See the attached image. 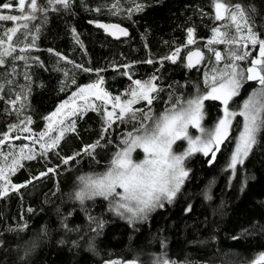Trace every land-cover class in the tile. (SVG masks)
Instances as JSON below:
<instances>
[{
    "label": "trees",
    "instance_id": "trees-1",
    "mask_svg": "<svg viewBox=\"0 0 264 264\" xmlns=\"http://www.w3.org/2000/svg\"><path fill=\"white\" fill-rule=\"evenodd\" d=\"M6 2L0 0V4ZM215 2L72 0L69 8L56 5L53 10L47 0H38L46 13L37 12V18L29 22L30 35L17 40V33L15 51L0 65V165L19 157L21 148L25 156L29 149L34 156L21 159L7 182L0 179V188L9 187L6 196L0 194V264H157V258L175 264H250L264 253V132L233 169L239 117L219 147L215 164L208 166L211 156L203 152L188 156L184 160L188 175L173 201L136 222L109 210V200L103 197L81 204L74 192L79 176L107 170L113 154L123 147L121 141L140 126L139 119H114L104 132L110 105L97 101L65 121L67 129L73 123L75 129L65 131L57 146L41 147L48 141L47 136L40 138L49 125L45 118L70 101L79 87L101 79L99 84L112 98L124 100L134 81L157 77L155 83L162 91L152 93V104L141 100L132 106L155 114L171 107L177 98L194 96L197 87L203 91L204 73L215 64L210 49L228 52L226 45H208L212 29L226 23L215 20ZM223 2L240 4L246 14L255 8L254 30L264 38V0ZM12 3L14 7L2 10L3 14L20 15L16 0ZM101 20L128 27L129 36L112 38L97 26ZM13 26L12 21H0V36ZM189 28L195 30L193 45L187 44ZM178 47L175 63L166 59ZM193 48L204 51V60L189 68L185 55ZM258 49L259 45L255 50L248 47L251 56L244 62L250 64ZM21 55L26 59H15ZM255 89V81L245 82L230 107L240 108ZM205 112L202 125L211 129L222 117L223 105L205 101ZM24 127L30 131H23ZM97 141L100 146L92 155L84 151ZM185 147L180 140L176 148L183 151ZM12 185L24 186L16 190ZM90 217L103 221V226L97 228Z\"/></svg>",
    "mask_w": 264,
    "mask_h": 264
},
{
    "label": "snow or ice",
    "instance_id": "snow-or-ice-1",
    "mask_svg": "<svg viewBox=\"0 0 264 264\" xmlns=\"http://www.w3.org/2000/svg\"><path fill=\"white\" fill-rule=\"evenodd\" d=\"M47 2L49 6L53 7V10H57L55 8L56 5L69 8L72 0H47ZM13 7L12 0L0 4V21L14 22V26L7 28L3 35L0 36V49H2L0 50V65L5 63L4 57L11 56L15 51L13 38L17 37V33H20V37H17V40L30 35L29 22L37 18V12L46 13L47 11L46 8L38 4V0H16L15 7L20 15L3 14L2 10L12 9ZM214 8L215 20L226 21V23L212 29L213 36L208 40V45H226L228 46V52L224 55L221 51H217L214 48L210 49L215 59V64L210 72L204 73L205 87L203 91H200L199 87H197L194 96L187 100L182 97L177 98L176 103L172 104L171 107H165L159 114L153 113L151 109L145 112L143 109L132 108V105L139 103L141 100L151 105L154 98L152 93L162 91V89H158L155 83L158 79L155 76L145 82L134 81L135 87L130 89L127 94L130 98L123 103H121L119 96L112 98L106 92L102 95L93 93L97 99L104 100L108 98L109 101H115L112 105L113 111L106 112L107 127L103 129L104 132H107L108 128L111 127L114 122V116L115 119H119L121 122L124 121L126 116L129 120L139 119L140 126L135 129L134 133L129 132L121 141L123 147L113 154L109 167L105 172L91 173L78 177L79 186L78 190L74 192L75 200L83 204L85 200H92L100 196L109 200V210L114 211L115 214L124 217L126 213H130L131 215L127 217L130 222L135 219H146L149 212L158 207L163 208L164 201L168 203L173 201L188 175V171L184 167V160L188 156L195 152H203L207 156L211 152L212 159H215V152L219 151V146L228 138L232 128V121L237 115L243 118V122L242 129L237 137L235 151L231 157L230 167L235 169L237 163H242L243 158L247 157L253 146L257 144L258 136L264 132V38H261L258 32L254 30L255 25L251 14L255 13L256 9L250 8L246 14V9L240 4L230 5L223 2V0H216ZM137 10H141L140 5H137ZM98 26L105 29H116L121 35L128 34L126 29L120 28L118 25L99 24ZM35 30L39 31L38 28ZM194 31L193 28L187 30V44L196 43ZM230 33L233 34L230 35ZM112 34L116 35V32ZM240 41H244L240 48H234L233 46L239 44ZM5 44H7V48H4ZM249 44H251L253 50L259 45V55L251 60L249 66L242 68L237 62L251 56V52L248 51ZM31 46V44L26 45L21 51H26ZM180 51L181 49L178 47L166 59L175 63ZM194 57L196 58L195 62H193ZM15 59L25 60L26 58L21 55L15 57ZM203 60V52L199 50L189 51L187 53L186 66L189 68L194 67L195 64ZM221 61H224L222 69L219 68ZM209 62H211V58ZM147 63H152V61L149 60ZM85 71H89V69H85ZM247 81H255L259 87L243 101L239 111L231 110L229 102L233 97L239 95L240 88ZM99 83H103V80L101 79L97 84L79 87V95L78 93H73L70 100H72L73 104L74 98L84 101V110L93 107L88 103V97L84 94L88 89L97 88ZM0 90H2V86H0ZM205 101H220L223 105V116L218 119L215 126L211 129H206L202 126V121L206 116ZM69 102V100L64 101L55 112L45 118L49 121V125L45 132L40 133L41 139L48 136V141L41 144V147L45 150L57 146L65 131H74V123L71 129H67L62 127L64 124L63 118L55 119L61 109L68 105ZM12 103L15 105V101ZM117 108H119L118 114L115 112ZM78 111L79 109L74 106L67 115H77ZM137 113L141 115L138 117ZM28 123H31L30 118ZM190 126L198 129L201 135L195 137L190 135L188 131ZM23 131L27 132L30 129L24 127ZM57 131L59 132L58 136L49 135V133ZM178 140L187 141L188 147L182 153L173 151V145ZM35 142L38 141L34 140ZM98 146H100L99 141L96 144L89 145L84 151L92 155ZM137 149L142 150L143 159H133V153ZM24 158H34L31 154V149H29V154L25 156L24 149L21 148L19 157H14L11 164H5L4 167H0V179H5L6 168L9 172H14L15 168L19 166L20 160ZM4 159L7 161L8 157L5 156ZM67 162V159H65L64 163ZM49 171L53 170L49 169ZM23 186L12 185L11 187L18 190L19 187ZM117 189L121 191H117ZM0 194L6 196L8 188H0ZM90 219L97 228L103 226V221L94 217H90ZM109 264H119V262L111 261ZM157 264H175V262L157 258ZM250 264H264V253L259 254Z\"/></svg>",
    "mask_w": 264,
    "mask_h": 264
},
{
    "label": "rangeland",
    "instance_id": "rangeland-1",
    "mask_svg": "<svg viewBox=\"0 0 264 264\" xmlns=\"http://www.w3.org/2000/svg\"><path fill=\"white\" fill-rule=\"evenodd\" d=\"M242 35H243V33H242ZM244 43V41H240V43L239 44H237V45H234L233 47L234 48H240V46L242 45ZM189 45H193V44H189ZM217 45H219V44H217ZM251 46V44H249L248 45V47H250ZM226 47H228V46H226ZM252 47V46H251ZM258 55H259V49H258ZM257 55V56H258ZM257 56H255V57H257ZM254 57V58H255ZM246 60V59H245ZM237 63H239L240 65H241V67H243L242 66V64L244 65V67H247V66H249L250 64L248 63V62H244V60L243 61H238ZM242 63V64H241ZM243 67V68H244ZM257 83V82H256ZM135 87V85L132 87V88H134ZM259 87V85L257 84V88ZM107 93V91L106 90H104V88L102 87V85L101 84H98V87L97 88H95V89H88V90H86V92H85V94L84 95H86L87 97H88V103L90 104V105H92V106H94L95 105V103L97 102V101H100V102H103L105 105L106 104H108V105H110V108L107 110L108 112L109 111H113V107H112V105H113V103L115 102L114 100H112V101H109V99L108 98H105L104 100H100V99H97L96 98V96L95 95H93V93H100L101 95L103 94V93ZM130 92V91H129ZM128 92V93H129ZM78 93V92H77ZM78 95H79V93H78ZM109 96H110V94H109ZM111 97V96H110ZM130 98V96L129 95H127L126 96V98L123 100V99H120V101H121V103H123L125 100H127V99H129ZM76 107V108H78L79 110H84V101H82V100H80V99H78V98H74V104H73V102H72V100H70V102H69V104L68 105H66L63 109H61V111H60V113L58 114V116L55 118V119H57V120H59L60 118H63L64 119V123H65V121L70 117V116H68L67 115V113L69 112V111H71L72 110V108L73 107ZM133 106V105H132ZM90 108V107H89ZM229 108L231 109V110H234V111H239L240 110V108H238V109H232L231 107H230V102H229ZM88 109V108H87ZM115 112L118 114L119 113V108H117L116 110H115ZM223 116V115H222ZM240 118V120H239V129H240V131H241V129H242V122H243V118L241 117V116H239V115H237L234 119H233V121H232V128H233V126L235 125V121H236V119L237 118ZM113 119H115V116H114V118ZM237 124V123H236ZM54 126H56V125H54ZM203 126V125H202ZM62 127H64V128H66L67 127V125L66 124H63L62 125ZM231 128V129H232ZM189 134L190 135H192L193 137H195V136H198V135H201L200 134V132H199V130L198 129H195V128H192L191 126L189 127ZM230 132H231V130H230ZM229 132V133H230ZM240 133V132H239ZM49 135H51V136H58L59 135V132L57 131V132H52V133H49ZM47 139H48V136H47ZM180 140H178L174 145H173V151L174 152H176V153H182L183 151H185L186 149H187V147H188V145H187V141L186 140H184L185 142H186V147L184 148V150L182 151V150H177V144H178V142H179ZM221 146V145H220ZM219 146V147H220ZM214 148H215V146H213ZM209 156H212V153L211 152H209V154H208ZM133 159L134 160H139V159H143V152H142V150L141 149H137L134 153H133ZM244 159V158H243ZM5 164H11V161L10 162H6V163H4L3 165H0V167H4L5 166ZM185 167V166H184ZM11 172H9L8 170H7V168L5 169V179H2V180H5V181H7L8 180V176H9V174H10ZM185 180V179H184ZM184 182V181H183ZM182 186V185H181ZM5 187H7L8 189H9V187H8V184H6L5 185ZM117 191H121L120 189H117ZM165 202H167V201H164V203ZM150 213V212H149ZM148 213V214H149ZM131 214L130 213H126L125 214V216H124V218L126 219V220H128L129 221V219L127 218L128 216H130ZM138 220H140V219H135L133 222H136V221H138Z\"/></svg>",
    "mask_w": 264,
    "mask_h": 264
},
{
    "label": "water",
    "instance_id": "water-1",
    "mask_svg": "<svg viewBox=\"0 0 264 264\" xmlns=\"http://www.w3.org/2000/svg\"><path fill=\"white\" fill-rule=\"evenodd\" d=\"M99 24H104V25H118L120 28L126 29V31H127L128 34H127V35H121L116 29H113V28L105 29V28L99 27V26H98ZM97 26H98V27H99L104 33H106L107 35L111 36L112 38H114V39H116V40L125 39V38H127V37L129 36V34H130V30H129V28L126 27V26H124V25H122V24H120V23H118V22H109V21L101 20V21H99V22L97 23ZM113 32H116V35H113V34H112ZM196 50H199V51L203 52V54H204V51H203L202 49H200V48H193V49L190 50V51H196ZM188 52H189V51H188ZM188 52H187V53H188ZM195 59H196V58L194 57V58H193V62H195ZM185 60H186V63H187V54L185 55ZM201 62H202V61H201ZM201 62L198 63V64H195V66H194V67H191V68H195V67L199 66V65L201 64ZM217 156H218V151L215 152V159H214V160L212 159V156L210 157V159H209V161H208V166H213V165L215 164L216 159H217Z\"/></svg>",
    "mask_w": 264,
    "mask_h": 264
}]
</instances>
